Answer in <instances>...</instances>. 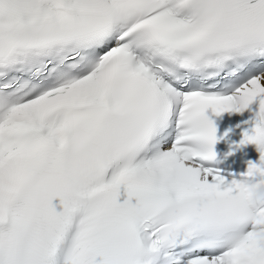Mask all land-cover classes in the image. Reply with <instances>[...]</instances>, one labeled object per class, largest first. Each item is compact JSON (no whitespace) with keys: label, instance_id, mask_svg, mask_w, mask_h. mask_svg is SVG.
<instances>
[{"label":"snow or ice","instance_id":"6c2138e0","mask_svg":"<svg viewBox=\"0 0 264 264\" xmlns=\"http://www.w3.org/2000/svg\"><path fill=\"white\" fill-rule=\"evenodd\" d=\"M209 111L259 154L239 179ZM245 177L264 0H0V264H264Z\"/></svg>","mask_w":264,"mask_h":264},{"label":"clouds","instance_id":"9594fccd","mask_svg":"<svg viewBox=\"0 0 264 264\" xmlns=\"http://www.w3.org/2000/svg\"><path fill=\"white\" fill-rule=\"evenodd\" d=\"M257 175H261V173L257 172ZM241 183L245 189L249 204L255 205L258 201H264V181L245 177ZM249 222L256 228H264V214H252L249 217Z\"/></svg>","mask_w":264,"mask_h":264}]
</instances>
